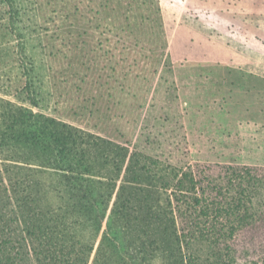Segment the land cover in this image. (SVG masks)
I'll list each match as a JSON object with an SVG mask.
<instances>
[{
    "label": "trees",
    "instance_id": "obj_1",
    "mask_svg": "<svg viewBox=\"0 0 264 264\" xmlns=\"http://www.w3.org/2000/svg\"><path fill=\"white\" fill-rule=\"evenodd\" d=\"M37 4L63 25L64 49L58 32L47 46L55 104L129 145L168 48L160 0ZM84 134L0 98V264H264V198L250 196L263 168L222 167L216 182L212 167L167 168L112 141L87 152Z\"/></svg>",
    "mask_w": 264,
    "mask_h": 264
},
{
    "label": "rangeland",
    "instance_id": "obj_2",
    "mask_svg": "<svg viewBox=\"0 0 264 264\" xmlns=\"http://www.w3.org/2000/svg\"><path fill=\"white\" fill-rule=\"evenodd\" d=\"M160 4L168 48L139 93L143 107L129 145L110 140L88 120L66 119L65 103L55 104L47 46L58 32L54 45L64 49L56 28L63 25L54 24L57 13H41L37 0H0V98L84 130L87 152H103L112 141L167 168L212 167L216 182L224 179L222 167L264 169V0ZM18 158L24 166L33 160ZM261 179L250 189L256 200L264 198Z\"/></svg>",
    "mask_w": 264,
    "mask_h": 264
}]
</instances>
